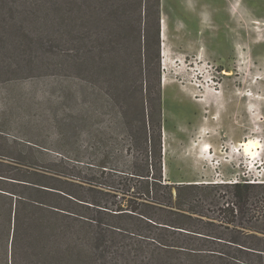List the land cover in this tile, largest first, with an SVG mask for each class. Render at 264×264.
I'll return each instance as SVG.
<instances>
[{
    "label": "rangeland",
    "instance_id": "1",
    "mask_svg": "<svg viewBox=\"0 0 264 264\" xmlns=\"http://www.w3.org/2000/svg\"><path fill=\"white\" fill-rule=\"evenodd\" d=\"M45 1L0 22V174L159 139L171 181L264 183V0H66L64 22Z\"/></svg>",
    "mask_w": 264,
    "mask_h": 264
},
{
    "label": "trees",
    "instance_id": "2",
    "mask_svg": "<svg viewBox=\"0 0 264 264\" xmlns=\"http://www.w3.org/2000/svg\"><path fill=\"white\" fill-rule=\"evenodd\" d=\"M65 4L42 8L64 22ZM37 12L38 0H0L4 24ZM146 145L122 168L55 158L31 172L46 181L0 174L12 186L0 185V264H264V183L171 181L159 139L151 158Z\"/></svg>",
    "mask_w": 264,
    "mask_h": 264
},
{
    "label": "bare ground",
    "instance_id": "3",
    "mask_svg": "<svg viewBox=\"0 0 264 264\" xmlns=\"http://www.w3.org/2000/svg\"><path fill=\"white\" fill-rule=\"evenodd\" d=\"M164 36H165V24H163V29H162V38H164ZM225 73H226V71H224ZM228 74H230V73H228ZM164 83V82H163ZM253 144H254V142H253ZM248 148V147H247ZM257 149H259V147H257Z\"/></svg>",
    "mask_w": 264,
    "mask_h": 264
},
{
    "label": "built area",
    "instance_id": "4",
    "mask_svg": "<svg viewBox=\"0 0 264 264\" xmlns=\"http://www.w3.org/2000/svg\"><path fill=\"white\" fill-rule=\"evenodd\" d=\"M249 182H255L254 180H248Z\"/></svg>",
    "mask_w": 264,
    "mask_h": 264
}]
</instances>
